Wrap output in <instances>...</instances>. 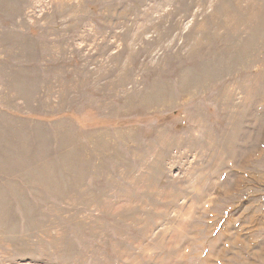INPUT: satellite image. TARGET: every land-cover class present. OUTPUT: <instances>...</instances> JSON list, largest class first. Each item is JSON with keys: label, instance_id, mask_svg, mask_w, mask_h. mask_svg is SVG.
<instances>
[{"label": "rangeland", "instance_id": "1", "mask_svg": "<svg viewBox=\"0 0 264 264\" xmlns=\"http://www.w3.org/2000/svg\"><path fill=\"white\" fill-rule=\"evenodd\" d=\"M0 264H264V0H0Z\"/></svg>", "mask_w": 264, "mask_h": 264}]
</instances>
